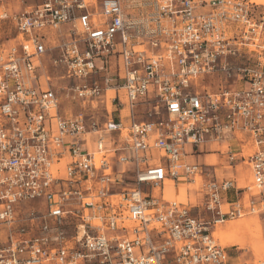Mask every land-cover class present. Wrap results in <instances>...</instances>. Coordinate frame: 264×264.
<instances>
[{"label":"built area","instance_id":"obj_1","mask_svg":"<svg viewBox=\"0 0 264 264\" xmlns=\"http://www.w3.org/2000/svg\"><path fill=\"white\" fill-rule=\"evenodd\" d=\"M2 1L15 41L0 40V264H230L214 227L264 211V0ZM107 93L108 117L87 119ZM233 132L259 147L241 156L246 199L215 178L205 216L163 197L205 173L187 145Z\"/></svg>","mask_w":264,"mask_h":264},{"label":"crops","instance_id":"obj_2","mask_svg":"<svg viewBox=\"0 0 264 264\" xmlns=\"http://www.w3.org/2000/svg\"><path fill=\"white\" fill-rule=\"evenodd\" d=\"M11 2L12 0H3L1 5L4 6L6 4L7 7H4L9 10H18L20 8L18 5L15 9V6L12 5L13 2ZM13 32L14 35L12 37L9 36L2 40L5 46L15 41V30ZM50 34L53 35V33ZM43 62L52 79L51 84L53 88L59 90L66 86L68 80L58 77L54 70L50 67L48 68V58L44 57ZM110 62L114 67L116 62H118V58L112 57ZM214 81L218 82L217 77L206 76L204 78V83L207 86ZM238 86L243 87L245 84L239 82ZM209 88L211 89L210 86ZM109 95L110 94L107 93L101 97V100L98 101L92 114L87 115V119L96 118L99 121H103L108 117L106 109H108L109 105ZM79 109L80 104L75 101L65 102L61 107V111L65 115H71ZM144 109L145 107L139 106V113H142ZM120 113L124 116L125 110L121 109ZM138 118L143 119L144 115H139ZM93 136L94 134L88 135L86 139H89V137L92 138ZM92 142L93 140H89L87 144L89 150H94ZM258 149L259 147L256 146L251 139L236 132H233L225 140H209L198 147L187 145L185 148L186 154L184 156V161L198 164L205 173L200 178V181L192 184H187L182 181L176 183L166 181L162 191L164 194L163 197L167 199H176L187 204L195 216H205L202 208L203 194L201 191V181H205L208 178H215L217 180L229 179L233 181L234 187L223 193L227 202H233L239 197L241 199H246L247 195L244 192H238V190L252 182V171L248 162L241 159V156L252 154ZM230 154L234 156V160L229 159ZM152 194L158 195L159 191L153 190ZM217 231L223 232V235H227L222 239H219V237H216V239L226 248L230 264H254L258 260L264 259V257L255 256L258 251L257 246L260 247V250L264 251V211L255 214H247L234 221L220 223L214 227L213 234H217ZM247 253H250V255L247 256Z\"/></svg>","mask_w":264,"mask_h":264},{"label":"rangeland","instance_id":"obj_3","mask_svg":"<svg viewBox=\"0 0 264 264\" xmlns=\"http://www.w3.org/2000/svg\"><path fill=\"white\" fill-rule=\"evenodd\" d=\"M13 2V3H12ZM11 3H12V5L13 6H15V9L18 7V5L20 4H18L16 1H12ZM24 2H26V3H31L32 2V0H24ZM4 6H6V4L4 5ZM7 7V6H6ZM14 27H13V25H12V23H10L9 21H7V22H0V40L2 41V40H4V39H6L7 37H9V36H13L14 35ZM214 78H216V76L214 75L213 76ZM221 84H223L222 82L221 83H219V82H216V81H214L212 84H210L209 83V85H208V87L210 86L211 87V90H215L217 87H219ZM210 89V88H209ZM101 119H102V117H101ZM94 136L92 137V138H90L89 137V139H88V141L89 140H94ZM152 154H156V152L155 151H153L152 152ZM40 203L39 202H37V201H33V202H29V203H23V204H21V206L22 207H34V208H36L37 209V207H40ZM242 218V217H241ZM235 220V219H234ZM234 220H230V221H234ZM228 222V221H227ZM214 236L215 237H217V235L216 234H214ZM221 243V242H220ZM222 244V243H221ZM223 245V244H222ZM258 248V251H257V254H255V256H257V257H264V251H262V250H260V247L259 246H257ZM253 253V252H252ZM248 255H250V253H247V256Z\"/></svg>","mask_w":264,"mask_h":264},{"label":"bare ground","instance_id":"obj_4","mask_svg":"<svg viewBox=\"0 0 264 264\" xmlns=\"http://www.w3.org/2000/svg\"><path fill=\"white\" fill-rule=\"evenodd\" d=\"M261 1V0H258ZM262 40H264V35H262L261 37ZM232 223V222H231ZM223 233V232H222ZM220 231H217V237H219V239H222L223 237L227 236V235H223ZM229 236V235H228ZM239 243V242H238Z\"/></svg>","mask_w":264,"mask_h":264}]
</instances>
